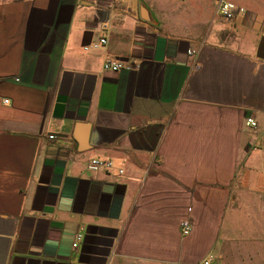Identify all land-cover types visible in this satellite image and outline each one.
Masks as SVG:
<instances>
[{
	"label": "crops",
	"instance_id": "obj_1",
	"mask_svg": "<svg viewBox=\"0 0 264 264\" xmlns=\"http://www.w3.org/2000/svg\"><path fill=\"white\" fill-rule=\"evenodd\" d=\"M231 1L0 0V264H264V0Z\"/></svg>",
	"mask_w": 264,
	"mask_h": 264
},
{
	"label": "built area",
	"instance_id": "obj_2",
	"mask_svg": "<svg viewBox=\"0 0 264 264\" xmlns=\"http://www.w3.org/2000/svg\"><path fill=\"white\" fill-rule=\"evenodd\" d=\"M217 4V12L218 14L226 19V20H232L236 17V15L240 12H243L244 9L239 7L235 2L231 0H214ZM108 43V40L106 38H101L100 41L93 43L90 46L85 47L86 49L94 48L97 49L103 45H106ZM188 53L190 55L195 54V50L189 49ZM104 69L107 71H120L122 69H128L132 70L133 65L127 64L124 61L109 57L104 62ZM248 125H251L255 127L257 125V122L254 119H249L247 121ZM51 138L54 136L51 135ZM114 162L109 159H100V158H92L88 163V168L92 172H100V171H110L114 168ZM120 173H123L124 170L120 169ZM183 230L184 234H189L192 230V224L190 220H184L183 221ZM84 235L82 233H79L76 237V241L74 243V247L77 248L79 246V243L83 240ZM215 257L213 255H210L203 259L202 261L195 263V264H215L214 263Z\"/></svg>",
	"mask_w": 264,
	"mask_h": 264
}]
</instances>
